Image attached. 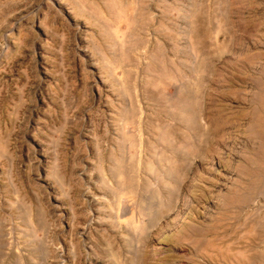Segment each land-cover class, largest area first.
<instances>
[{"label":"rangeland","instance_id":"374dc122","mask_svg":"<svg viewBox=\"0 0 264 264\" xmlns=\"http://www.w3.org/2000/svg\"><path fill=\"white\" fill-rule=\"evenodd\" d=\"M0 264H264V0H0Z\"/></svg>","mask_w":264,"mask_h":264}]
</instances>
